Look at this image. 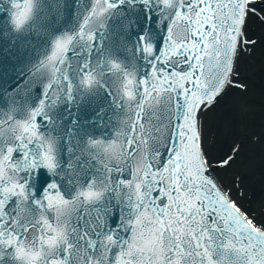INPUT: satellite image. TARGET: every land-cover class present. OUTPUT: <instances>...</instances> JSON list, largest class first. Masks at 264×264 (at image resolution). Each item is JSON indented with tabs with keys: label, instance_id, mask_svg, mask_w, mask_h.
<instances>
[{
	"label": "snow or ice",
	"instance_id": "1",
	"mask_svg": "<svg viewBox=\"0 0 264 264\" xmlns=\"http://www.w3.org/2000/svg\"><path fill=\"white\" fill-rule=\"evenodd\" d=\"M256 21L257 0H0V264H264V155L257 184L225 101Z\"/></svg>",
	"mask_w": 264,
	"mask_h": 264
},
{
	"label": "rangeland",
	"instance_id": "2",
	"mask_svg": "<svg viewBox=\"0 0 264 264\" xmlns=\"http://www.w3.org/2000/svg\"><path fill=\"white\" fill-rule=\"evenodd\" d=\"M262 44L264 40L261 38L257 45L261 48ZM255 49L256 46L248 57H241L239 63L242 79L248 88L245 91L231 89L225 98L231 94L236 96V107L229 118L234 124L237 139L244 142L242 159L253 160L256 165L264 155V144L261 141L264 133V56L262 53L257 54ZM256 211L260 212L259 205Z\"/></svg>",
	"mask_w": 264,
	"mask_h": 264
},
{
	"label": "bare ground",
	"instance_id": "3",
	"mask_svg": "<svg viewBox=\"0 0 264 264\" xmlns=\"http://www.w3.org/2000/svg\"><path fill=\"white\" fill-rule=\"evenodd\" d=\"M253 25H255L256 26V28L254 29V30H252L253 32L252 33H255V37H258V41L262 38V40H264V25H261V23L260 22H256V23H254ZM258 41L256 42V43H258ZM263 46L261 47V48H259L258 46H256V49H255V51H256V53L257 54H263V56H264V44H262ZM258 47V48H257ZM227 95V94H226ZM225 97H227V96H225ZM228 99V100H227ZM225 100L227 101V104L229 105L228 106V116H230V117H232V112L234 111V109H235V107H236V102H235V100H236V96L235 95H233V94H231V95H229L228 96V98H225ZM261 141L263 142V144H264V133H263V137H262V139H261ZM260 162H261V159H259L258 161H257V163H256V175H257V184H259V170H260Z\"/></svg>",
	"mask_w": 264,
	"mask_h": 264
},
{
	"label": "water",
	"instance_id": "4",
	"mask_svg": "<svg viewBox=\"0 0 264 264\" xmlns=\"http://www.w3.org/2000/svg\"><path fill=\"white\" fill-rule=\"evenodd\" d=\"M0 48L7 49V46L3 42H0ZM8 51L10 52V50ZM11 58L12 57L10 55H6L4 52H0V63H5Z\"/></svg>",
	"mask_w": 264,
	"mask_h": 264
}]
</instances>
